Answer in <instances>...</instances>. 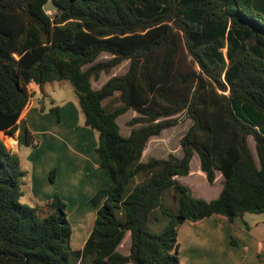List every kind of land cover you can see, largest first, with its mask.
Listing matches in <instances>:
<instances>
[{
  "label": "trees",
  "instance_id": "trees-1",
  "mask_svg": "<svg viewBox=\"0 0 264 264\" xmlns=\"http://www.w3.org/2000/svg\"><path fill=\"white\" fill-rule=\"evenodd\" d=\"M103 55L110 59L98 61ZM125 61V74L93 88ZM60 81L71 83L84 126L98 134L99 165L112 184L91 199L92 231L73 249L66 202L55 194L43 205L21 203L27 173L0 137V264H78L89 256V264H181L185 222L218 215L234 224L264 213V0H0V133L18 130L33 87L44 112L45 85ZM129 111L136 115L125 137L117 120ZM180 115L191 121L183 156L143 162L149 141ZM195 156L209 184L222 174L215 200L195 198L176 180L190 174ZM167 189L177 213L161 202ZM158 209L167 225L156 234L147 224Z\"/></svg>",
  "mask_w": 264,
  "mask_h": 264
},
{
  "label": "crops",
  "instance_id": "crops-1",
  "mask_svg": "<svg viewBox=\"0 0 264 264\" xmlns=\"http://www.w3.org/2000/svg\"><path fill=\"white\" fill-rule=\"evenodd\" d=\"M33 92L31 104L19 120L18 130L12 134L0 133V137L11 151L19 155L21 167L27 173L23 181L27 188L24 190V197H28L34 206H39L59 194L67 204L73 234L76 230V242L80 245L86 243L95 220L96 209L90 201L99 190L112 184L111 174L108 169L99 165L96 153L98 134L84 126L77 97L75 101L58 105L44 91L48 98L44 105L45 111L42 112V92L40 90L38 98L34 87ZM51 108H57L58 111H51ZM26 131L30 133L31 144L27 143ZM130 132L131 129L123 136H129ZM160 137L149 141L143 154V162L150 158L183 156L181 146L179 153L163 156L167 147ZM54 169L57 170L56 180L51 182L50 172ZM191 174L192 168L189 175ZM219 174L215 183L223 181L222 174ZM189 175L176 177V180L187 186L195 198L209 202L219 197L222 185L212 199L197 196L191 186L181 180ZM201 175L206 178L202 171ZM220 177L222 179L219 181ZM263 214H255L258 218L255 217L250 224H246L248 231L218 215L197 223L185 222L178 233L181 264H264Z\"/></svg>",
  "mask_w": 264,
  "mask_h": 264
},
{
  "label": "rangeland",
  "instance_id": "rangeland-1",
  "mask_svg": "<svg viewBox=\"0 0 264 264\" xmlns=\"http://www.w3.org/2000/svg\"><path fill=\"white\" fill-rule=\"evenodd\" d=\"M47 10L50 14H53L55 12L54 9H56L55 5L50 2L47 4ZM110 59V56L103 55L101 56L98 61H107ZM129 68V62L125 61L121 65L115 67L112 69L110 75H105L103 74L101 77L100 81H94L93 86L95 89H99L110 77L112 76H119L123 75L128 71ZM36 94V97H40V90L38 87H34ZM44 91L46 94L50 95L52 99L56 101L58 105H63L67 104L69 101H75L76 100V94L74 92V89L71 85L70 82L68 81H60V82H53V83H48L44 87ZM119 95V93H118ZM106 101L105 103H107ZM136 114L133 111H129L127 114L121 116L118 118V123L121 128V133L122 135L127 134L130 131V128L127 125V122L132 119ZM179 123L177 126L165 130L164 133H162L160 136L161 139H164L163 143L167 147L165 149L166 153H163V156H168L169 154L172 153H177L178 150L180 149V141L181 138L184 136V134L187 132L189 126L191 125V121L187 119L184 115L178 116ZM249 147L251 148L256 161L257 160V155H256V150H255V143L252 137L249 138L248 140ZM170 148V149H169ZM167 150V151H166ZM179 153V152H178ZM161 155V156H162ZM191 168L193 170V174L189 175L188 178H182V182L187 183L188 185L191 186L193 192L197 196H204L205 198H214V196L217 194V191L220 189L222 183H215V185H210L206 178L201 175V168H200V162L198 157H195L194 160L191 163ZM220 175V174H219ZM222 179V177L219 178V181ZM65 181V180H64ZM66 182V181H65ZM63 183V182H62ZM23 189L26 191L27 188L23 185ZM174 192L171 189H167L164 191L161 202L162 204L169 209L173 213H177L178 211V206L174 200ZM21 203L35 207L34 204H32L28 197H23L21 199ZM68 214L69 211H67ZM264 215V214H263ZM258 216L255 214H245L243 217H239L235 220V223L242 227L245 231L248 229L246 228L247 223H251L253 218ZM234 223V224H235ZM71 224H73L71 222ZM167 225V220L166 218L162 215L161 210L158 209L156 210L153 215L151 216L148 224H147V230L152 233L159 234L164 231L165 227ZM73 226V225H72ZM73 228V227H72ZM79 231V230H78ZM71 244L73 249H81L84 247L85 243L78 244L76 242V230L74 234L72 235L71 239ZM130 251V235L129 233L126 235L125 239L123 240L122 245L119 248V252L125 255H128ZM92 260V257H85L80 261L78 264H89Z\"/></svg>",
  "mask_w": 264,
  "mask_h": 264
}]
</instances>
